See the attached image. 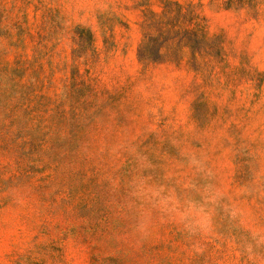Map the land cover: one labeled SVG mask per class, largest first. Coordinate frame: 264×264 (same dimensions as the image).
<instances>
[{
  "label": "rangeland",
  "instance_id": "374dc122",
  "mask_svg": "<svg viewBox=\"0 0 264 264\" xmlns=\"http://www.w3.org/2000/svg\"><path fill=\"white\" fill-rule=\"evenodd\" d=\"M0 264H264V0H0Z\"/></svg>",
  "mask_w": 264,
  "mask_h": 264
},
{
  "label": "trees",
  "instance_id": "16d2710c",
  "mask_svg": "<svg viewBox=\"0 0 264 264\" xmlns=\"http://www.w3.org/2000/svg\"><path fill=\"white\" fill-rule=\"evenodd\" d=\"M140 56H141L142 59L149 58V57H145V56L142 54V52H141V55H140Z\"/></svg>",
  "mask_w": 264,
  "mask_h": 264
},
{
  "label": "clouds",
  "instance_id": "9594fccd",
  "mask_svg": "<svg viewBox=\"0 0 264 264\" xmlns=\"http://www.w3.org/2000/svg\"><path fill=\"white\" fill-rule=\"evenodd\" d=\"M187 226H188L189 228L193 227V225H192L191 223H189Z\"/></svg>",
  "mask_w": 264,
  "mask_h": 264
}]
</instances>
